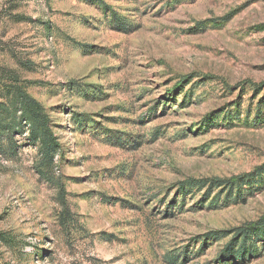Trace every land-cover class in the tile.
<instances>
[{
	"label": "rangeland",
	"instance_id": "374dc122",
	"mask_svg": "<svg viewBox=\"0 0 264 264\" xmlns=\"http://www.w3.org/2000/svg\"><path fill=\"white\" fill-rule=\"evenodd\" d=\"M17 88L61 149L0 131V264H264V0H0Z\"/></svg>",
	"mask_w": 264,
	"mask_h": 264
},
{
	"label": "trees",
	"instance_id": "16d2710c",
	"mask_svg": "<svg viewBox=\"0 0 264 264\" xmlns=\"http://www.w3.org/2000/svg\"><path fill=\"white\" fill-rule=\"evenodd\" d=\"M11 99V106L13 110H10L9 108L10 101L7 104L3 103L0 106V131L3 128H7L10 131L18 129V126L15 124V122L18 118V113H21L20 118L22 119V121L26 122L30 126L31 140L37 143L40 147V155L43 162L42 165L52 167L55 162V156L61 149V145L58 142V138L54 135L53 129L51 127L52 122L46 109L41 103L32 99L20 88H17L16 93L12 95ZM4 125H6V127H3ZM216 183L228 186L234 185L229 181L218 180L216 181ZM190 186L196 187L197 185L194 183H190ZM258 225L259 223H257L256 226ZM250 227H252V225ZM248 234V227H246V229L242 228L237 232L234 241H237V238L239 236H243L244 243H246L245 240H248L251 237ZM231 249L229 248L225 254L222 253V259H238L244 253H249V249L247 248V250L245 251L239 249V253H235ZM181 256L182 254L178 257L181 258Z\"/></svg>",
	"mask_w": 264,
	"mask_h": 264
}]
</instances>
